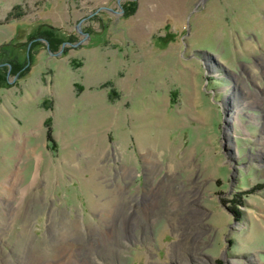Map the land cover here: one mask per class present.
<instances>
[{"label": "rangeland", "instance_id": "rangeland-1", "mask_svg": "<svg viewBox=\"0 0 264 264\" xmlns=\"http://www.w3.org/2000/svg\"><path fill=\"white\" fill-rule=\"evenodd\" d=\"M0 264H264V0H0Z\"/></svg>", "mask_w": 264, "mask_h": 264}, {"label": "trees", "instance_id": "trees-1", "mask_svg": "<svg viewBox=\"0 0 264 264\" xmlns=\"http://www.w3.org/2000/svg\"><path fill=\"white\" fill-rule=\"evenodd\" d=\"M52 45V44H51ZM7 82V80H4ZM47 140L52 143L53 142V135L51 129L48 130Z\"/></svg>", "mask_w": 264, "mask_h": 264}, {"label": "bare ground", "instance_id": "bare-ground-1", "mask_svg": "<svg viewBox=\"0 0 264 264\" xmlns=\"http://www.w3.org/2000/svg\"><path fill=\"white\" fill-rule=\"evenodd\" d=\"M143 141H144V140H143ZM148 153H149V152H148ZM150 153H151V152H150ZM149 156H150V155H149ZM146 158H148V157H146ZM172 200H173V199H172ZM170 202H172V201H170ZM116 206H117V205H116ZM115 208H116V207H115ZM115 208H114V209H115ZM108 211L111 212V215H112V214L115 215V210L112 211V210L108 209ZM106 213H107V210H106ZM107 214H108V213H107ZM111 215H110V216H111ZM107 216H108V215H107Z\"/></svg>", "mask_w": 264, "mask_h": 264}]
</instances>
